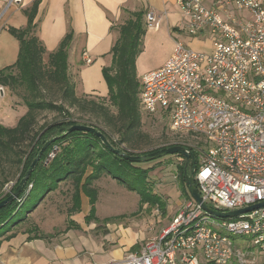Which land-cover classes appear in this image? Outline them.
I'll return each mask as SVG.
<instances>
[{
    "label": "built area",
    "instance_id": "2783aa9c",
    "mask_svg": "<svg viewBox=\"0 0 264 264\" xmlns=\"http://www.w3.org/2000/svg\"><path fill=\"white\" fill-rule=\"evenodd\" d=\"M175 3L191 36L217 37L214 52L197 53L176 39L164 66L141 77V108L167 115L173 133L206 140L195 182L207 206L227 213L264 203V0ZM233 9L249 15L238 18ZM160 22L147 14L148 30ZM231 236L250 237L264 252V207L223 219L190 199L140 253L108 264H247L253 252Z\"/></svg>",
    "mask_w": 264,
    "mask_h": 264
},
{
    "label": "trees",
    "instance_id": "16d2710c",
    "mask_svg": "<svg viewBox=\"0 0 264 264\" xmlns=\"http://www.w3.org/2000/svg\"><path fill=\"white\" fill-rule=\"evenodd\" d=\"M40 4L41 0H36L32 7L25 11L28 18L26 28H9V33L19 43L18 58L13 65L0 70V85L11 91L24 90L25 103L29 109L15 128L0 125V202L16 190L42 148L49 141L53 139L54 141L45 150L19 198L0 210V246L2 241L15 236L9 234L15 227L25 222L28 215L34 212L48 195L67 182L72 183L74 190L70 213L80 211L81 196L85 195L90 199L91 204L89 221L96 215L95 205L99 197L98 189L94 184L105 175L123 185L128 191L137 193L140 196L141 206L159 207L164 214L167 208V202L152 189L148 176L152 168L143 169L137 163L116 155L91 133L76 131L65 134L67 129L75 125L93 126L103 132L115 149L123 150L133 156H142L176 146L169 144L146 153H133L123 147L128 145L134 148L136 142L144 136L137 59L142 53L144 37L148 30L145 23L147 12H131V18L118 27L119 38L111 51L112 65L103 69V76L109 88L108 100L116 108L117 113L111 114L106 106L88 102L98 118L102 116L105 125L111 129L108 133L98 125L77 121L67 110L65 106L67 102L72 106L86 103L77 96L76 85L71 82L68 73V51L73 41V34L69 32L58 50L49 54L48 61L45 62L47 50L37 36L36 20ZM48 83L58 86L62 95L61 103L43 97V85ZM40 111L59 113L62 119L36 131V113ZM61 130L64 132L61 133ZM114 133L120 136L118 141L113 138ZM190 136L201 140L192 147L184 146L194 155L198 169L199 157L208 145L203 137ZM54 151H56L55 157L50 160L49 156ZM5 162H9L15 168L13 180L8 177ZM192 167L193 163H189L187 168V163L184 161L179 168L181 191L189 200L191 196L186 172H190ZM10 182H14L10 192H4L5 186ZM35 190L38 192L34 196ZM30 199L34 200L33 205L27 209L25 216L12 223L13 218Z\"/></svg>",
    "mask_w": 264,
    "mask_h": 264
},
{
    "label": "crops",
    "instance_id": "0c3cea01",
    "mask_svg": "<svg viewBox=\"0 0 264 264\" xmlns=\"http://www.w3.org/2000/svg\"><path fill=\"white\" fill-rule=\"evenodd\" d=\"M6 1L0 0V7ZM9 1L12 3L0 22V35H11L9 28H26L28 18L25 11L36 0ZM139 11L161 17L159 30H147L144 40L148 35L153 38L160 34L170 39V51L161 63L142 67L138 65V57L137 74L144 75L164 66L173 54L174 41L177 39L174 36L185 33L186 22L175 0H41L36 20L37 36L44 44L48 57L58 50L66 35L72 32L73 41L68 51L69 72L77 78V87L80 86V80L82 84H87L88 90L83 93L85 95L97 91L92 87V77L97 86L106 89L105 79L102 81L103 69L112 65L111 51L119 38L118 27L123 24L126 15ZM9 41L18 58V41ZM87 59L92 60V63L88 64ZM56 192L48 195L25 222L9 234L15 236L2 241L0 264H108L140 253L152 235L151 231L148 238L139 241L132 234L134 232L126 233L124 227L115 225L114 220L119 217L114 220L100 218L97 207L99 197L95 205L96 215L90 221L91 204L85 195L81 196L79 212L70 213L72 205L65 212L50 207ZM144 206V209H151L148 205ZM169 209L167 211L170 213ZM98 227H103V231Z\"/></svg>",
    "mask_w": 264,
    "mask_h": 264
},
{
    "label": "rangeland",
    "instance_id": "374dc122",
    "mask_svg": "<svg viewBox=\"0 0 264 264\" xmlns=\"http://www.w3.org/2000/svg\"><path fill=\"white\" fill-rule=\"evenodd\" d=\"M12 1L3 2L0 7V22L2 21L7 9L10 7ZM238 18L242 16L248 17L247 12H239L233 9ZM131 18L128 14L123 20V24ZM146 20V17H145ZM184 28V27H183ZM178 40L182 41L188 48L192 49L197 53H203L208 56L214 52V41L217 37L212 35L194 37L191 36L188 31L182 35L174 36ZM11 42H16V39L8 33H2L0 35V70L13 65L16 62L17 56L12 50L13 47ZM12 47V48H11ZM175 48V41H174ZM170 39L164 34H160L158 37L151 38L149 35L146 37L142 47V53L138 60V65L154 66L163 61L166 55L169 53ZM48 61L47 55L45 56V62ZM69 78L72 83L76 85L77 96L86 103H80L72 106L69 102L65 103L67 110L74 116V118L81 123H92L103 128L108 133L111 129L104 123L102 116L98 118L97 114L93 111L91 105L88 102H95L98 105H104L110 110L111 114H116L117 110L111 105L108 100L109 88L106 89L103 86L98 85L95 78L92 77V87L96 88V92H87L89 94H83L88 90L87 84H82L80 80V86L77 87V78L69 72ZM143 74L138 73L139 78ZM85 80V78L83 77ZM104 77L102 81H104ZM79 81V80H78ZM105 84V83H104ZM107 84V83H106ZM3 86L0 85V88ZM4 88V93L0 92V125L7 128H15L19 120L25 116L29 109L25 103L24 90L19 89L11 91L8 88ZM43 97L47 100H54L61 103V92L58 86L48 83L43 85ZM78 90V92H77ZM92 93V94H91ZM37 125L36 131L46 125L53 123L54 121L61 120L62 115L56 112L40 111L36 113ZM143 126L142 133L144 136L139 139L134 148L124 145L128 151L133 153H146L169 144L176 146H190L201 142V140L192 138L188 134H176L170 129V118L164 114L148 115L142 110ZM113 138L118 141L120 136L116 133L112 134ZM205 150V148H204ZM203 150V151H204ZM206 151L203 152L202 156L199 157V162L205 157ZM185 158L180 155H168L161 159L153 160L150 162L137 163L143 169L152 168L149 172V180L152 189L155 194L159 195L163 200L167 202L166 213L159 208H151L150 210L144 209L145 206L140 205V196L135 193L128 191L123 185L112 179L110 176H103L100 180L95 182L94 186L98 189L99 201V217L110 218L114 220L116 217L120 218L114 220L115 225H120L126 229V233L134 232L138 240H144L145 238L153 237L159 234L162 229L170 225L172 220L182 211L190 200L182 193L180 186V166L184 163ZM192 164V161H190ZM4 166L9 173L8 177L14 179L15 168L11 166L9 162H5ZM190 171V168H189ZM14 182H10L4 188V192H10ZM37 190L33 193L34 196L37 194ZM73 185L71 182L64 183L62 187L57 189V192L53 195V204L50 207L58 208L65 212V209L72 205ZM34 201V200H33ZM33 201L30 199L27 204L21 209L19 214L15 216L12 223L17 222L20 218L25 216V212L28 208L33 205ZM149 208V207H148ZM170 208V209H169ZM170 210L169 211L167 210ZM174 214V215H173ZM103 223V222H102ZM62 224V223H61ZM104 224V223H103ZM101 231L103 227H98ZM152 229V230H151ZM103 231V230H102ZM131 234V236H132ZM129 236V235H128ZM133 237V236H132ZM233 241L240 246H247L253 252L250 256L251 261L247 264H264V252H259L254 246L250 237H236L231 236Z\"/></svg>",
    "mask_w": 264,
    "mask_h": 264
},
{
    "label": "water",
    "instance_id": "95a60500",
    "mask_svg": "<svg viewBox=\"0 0 264 264\" xmlns=\"http://www.w3.org/2000/svg\"><path fill=\"white\" fill-rule=\"evenodd\" d=\"M76 131H82V132H87V133H91L93 135H95L96 137H98L101 142L111 151H113L116 155L122 157L125 160H128L132 163H143V162H150L153 160H157V159H161L165 156L168 155H180L183 156L186 160L187 163V168L189 166L190 161H192L193 163V167L191 169L190 172H186V178H187V184H188V188H189V193L191 196V199H193L194 201H196L197 203H199L202 208L207 211L209 214L218 217V218H235L238 217L240 215L249 213V212H253L255 210L261 209L264 207V203L261 204H257L248 208H244L241 210H237V211H232V212H227V213H222V212H218L215 211L213 209H211L209 206H207L196 185L195 182V173L197 170V166H196V161H195V157L192 154L191 151H189L187 148L183 147V146H172L169 148H165L150 154H146V155H138V156H133L130 155L129 153L120 150V149H115L111 143L109 142V140L107 139V137L103 134V132H101L99 129H97L96 127L93 126H89V125H75L69 129H67L65 131V134L68 133H72V132H76ZM61 133L64 132V130L60 131ZM54 141V139L52 141H49L43 148L42 150L39 152L38 156L36 157V159L34 160V162L31 164L29 170L27 171V173L25 174L24 178L21 180L20 184L18 185V187L16 188V190L4 201L0 202V210L5 208L8 204L12 203L14 200L18 199L25 184L27 183L31 173L34 171V169L36 168L37 164L40 162L42 155L44 154L45 150L47 149V147ZM188 170V169H187Z\"/></svg>",
    "mask_w": 264,
    "mask_h": 264
}]
</instances>
